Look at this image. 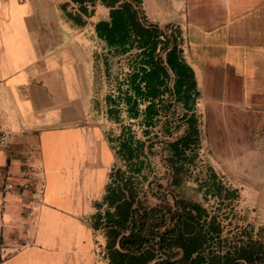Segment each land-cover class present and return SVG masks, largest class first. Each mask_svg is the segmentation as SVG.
<instances>
[{"label":"crops","instance_id":"0c3cea01","mask_svg":"<svg viewBox=\"0 0 264 264\" xmlns=\"http://www.w3.org/2000/svg\"><path fill=\"white\" fill-rule=\"evenodd\" d=\"M138 2L146 25L169 41L165 51L176 44L193 76L171 72L161 119L186 121L184 135L189 120L198 121L192 153L207 165L201 184L215 173L237 196L222 200V210L238 205L264 227V148L255 143L264 122V0ZM109 20L105 0H0V137L9 134L0 144V231L9 255L0 264H110L95 222L122 164L94 121L97 64L107 52L96 25Z\"/></svg>","mask_w":264,"mask_h":264},{"label":"trees","instance_id":"16d2710c","mask_svg":"<svg viewBox=\"0 0 264 264\" xmlns=\"http://www.w3.org/2000/svg\"><path fill=\"white\" fill-rule=\"evenodd\" d=\"M138 3L105 0L110 20L99 22L96 33L107 44L103 64L106 76L114 82L105 98L108 117L120 124L125 113L142 127V136L150 138L163 115L162 103L172 95L171 72L185 81L193 76L190 71L186 75L176 44L165 51L169 41L156 26L146 25ZM116 58L119 68L114 75L112 61ZM174 90L178 95L176 84ZM138 136L131 125L122 124L118 137L110 139L122 168L112 176L104 199L107 208L95 222V228L106 234L110 264H264V242L252 236L254 228H229L217 214L227 196H237L215 173L200 185L205 195L219 199L213 214L203 204L184 198L174 199L171 209L141 203L144 171L149 165L146 150L155 144L148 146ZM164 144L177 185L195 162V154L189 152L200 146L198 121L190 119L184 137Z\"/></svg>","mask_w":264,"mask_h":264},{"label":"rangeland","instance_id":"374dc122","mask_svg":"<svg viewBox=\"0 0 264 264\" xmlns=\"http://www.w3.org/2000/svg\"><path fill=\"white\" fill-rule=\"evenodd\" d=\"M103 53V52H102ZM163 57H165V53L163 54ZM100 62L98 65V71H97V84H96V90H95V122L97 124H100L107 132V135L110 139L115 140L118 135L120 134L121 125H131L133 129L137 132L139 135V138H142L144 140H147L148 144L151 145L152 142H155L156 145L153 146V148L149 151L148 156V168L144 171L146 177V180L143 181V186L141 189V195H140V201L142 204H145L147 206H162L166 209H171L174 206V195L178 197H183L187 200H193L200 203H206L205 195L204 193L199 189V185L201 184L200 180H205V174L201 171V169H206L205 163H203L204 159H201V157L196 156L195 162L189 166L188 170H190L189 173H183L180 177V183H177L175 186V182L173 181V171L171 169V164L169 162V151L165 147L164 144L161 143V141H164L166 138L165 136H182L184 135V126L186 121L180 119L176 120L175 116H170L169 119L163 118L160 121L163 123L157 124L155 129L153 130V134L150 136V138H145L142 136V127L138 125L137 121H132L127 119V116L125 113H123V121L122 123L118 124L111 118H109L106 114V102L105 98L111 93V88L114 84L112 79H109L105 74V66L103 64V60H99ZM114 63V71L112 73L115 74V70H118L119 66L118 64H115L116 62H119V59H113L112 61ZM169 115V112L167 113ZM169 122L167 125L166 123ZM163 131V132H162ZM168 140V139H167ZM116 144V142H115ZM190 156H193V153L189 152ZM119 167H121V164H118ZM198 168V169H196ZM196 171V172H195ZM208 176V174H206ZM6 187V185H5ZM20 188V185H19ZM7 191H11V185H7L6 187ZM23 191V190H22ZM23 193V192H22ZM208 200L210 202L206 206L210 208L211 212H216L215 207L216 204L219 202L217 199H213L211 197H208ZM106 206L102 208L101 212H104L106 210ZM220 215L223 216V220L225 223V226H228L229 228H244L245 226H249L251 228H254V232L252 233V236L258 240H261L264 242V227L257 226L252 222H249L247 220V214H245V211L240 208V206L235 205L234 207H224L223 210L221 208ZM228 217L231 219L230 222H227L229 220ZM1 228V227H0ZM12 237V235H10ZM232 238L231 236H229ZM8 239L10 237H7ZM7 239V242H10V240ZM4 244H7L2 236L0 231V256H8L9 253L5 250ZM2 257V256H1ZM6 258V257H5Z\"/></svg>","mask_w":264,"mask_h":264},{"label":"built area","instance_id":"2783aa9c","mask_svg":"<svg viewBox=\"0 0 264 264\" xmlns=\"http://www.w3.org/2000/svg\"><path fill=\"white\" fill-rule=\"evenodd\" d=\"M134 1V0H132ZM137 5V4H136ZM167 35H171V32H166ZM8 136L9 134L7 132H2L1 137H0V144L5 145L8 142ZM255 143L259 148H264V122L260 126V128L257 130L256 135H255ZM2 256V257H1ZM0 256V261L4 258L3 255Z\"/></svg>","mask_w":264,"mask_h":264}]
</instances>
